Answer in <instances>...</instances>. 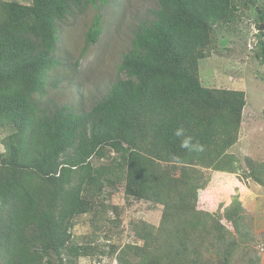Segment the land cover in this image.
<instances>
[{"label":"trees","instance_id":"1","mask_svg":"<svg viewBox=\"0 0 264 264\" xmlns=\"http://www.w3.org/2000/svg\"><path fill=\"white\" fill-rule=\"evenodd\" d=\"M108 2L0 0V128L10 130L0 141V264H67L66 250L83 254L70 244L75 218L120 186L162 208L155 228L134 224L142 244L123 253L136 264H233L237 253V263L259 264L263 241L233 174L264 187V163L246 158L248 168L230 152L246 92L205 86L199 71L219 50L216 29L233 30L255 0H157L89 111L42 105L48 72L61 64L57 21L96 8L84 54L103 32ZM258 17L260 28L264 4Z\"/></svg>","mask_w":264,"mask_h":264},{"label":"rangeland","instance_id":"2","mask_svg":"<svg viewBox=\"0 0 264 264\" xmlns=\"http://www.w3.org/2000/svg\"><path fill=\"white\" fill-rule=\"evenodd\" d=\"M255 2L236 22L233 30L216 29L219 50L199 63L203 85L246 92L239 141L230 152L240 157L248 168L250 162L246 158H252L258 164L264 163V62L260 60L262 47L259 45L260 40L264 42V33L259 28L261 20L258 17V8L263 6L264 0ZM156 7L157 0H109L103 8V32L84 54L86 33L96 8L90 6L76 10L57 21L55 56L61 64L48 72L46 93L40 99L42 105L66 104L76 111H89L118 77L123 54L131 47L133 30L141 22L150 24L154 17L150 9ZM9 131L0 128V141ZM92 161L95 165L107 162L96 157ZM239 175L233 174V177L245 190L244 204L252 218L248 227L255 238L263 241L259 264H264V187L251 178H245L242 171ZM161 214L162 208L155 207L152 202L127 197L122 186L106 188L90 211L75 218L70 244L81 247L83 254L78 256L66 250L65 262L136 264L138 258L134 254L123 253L128 244H142V240L133 233L134 224L149 223L155 228ZM238 255L233 264H239Z\"/></svg>","mask_w":264,"mask_h":264},{"label":"water","instance_id":"3","mask_svg":"<svg viewBox=\"0 0 264 264\" xmlns=\"http://www.w3.org/2000/svg\"><path fill=\"white\" fill-rule=\"evenodd\" d=\"M262 30L264 29V23L261 25V27H260Z\"/></svg>","mask_w":264,"mask_h":264}]
</instances>
